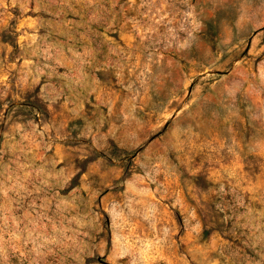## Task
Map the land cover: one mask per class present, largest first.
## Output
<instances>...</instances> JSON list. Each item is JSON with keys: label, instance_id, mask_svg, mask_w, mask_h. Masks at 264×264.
<instances>
[{"label": "rangeland", "instance_id": "1", "mask_svg": "<svg viewBox=\"0 0 264 264\" xmlns=\"http://www.w3.org/2000/svg\"><path fill=\"white\" fill-rule=\"evenodd\" d=\"M0 264H264V0H0Z\"/></svg>", "mask_w": 264, "mask_h": 264}]
</instances>
